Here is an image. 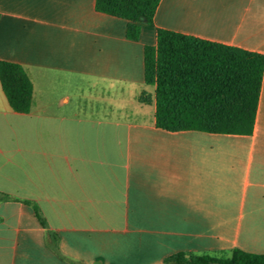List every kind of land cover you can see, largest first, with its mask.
Returning a JSON list of instances; mask_svg holds the SVG:
<instances>
[{"label":"crops","instance_id":"0c3cea01","mask_svg":"<svg viewBox=\"0 0 264 264\" xmlns=\"http://www.w3.org/2000/svg\"><path fill=\"white\" fill-rule=\"evenodd\" d=\"M126 26L95 0H0V60L33 83L28 112L0 83V264L264 253V71L251 134L169 131L139 101L157 28L264 54V0H160Z\"/></svg>","mask_w":264,"mask_h":264},{"label":"trees","instance_id":"16d2710c","mask_svg":"<svg viewBox=\"0 0 264 264\" xmlns=\"http://www.w3.org/2000/svg\"><path fill=\"white\" fill-rule=\"evenodd\" d=\"M159 2L95 0V9L125 18L126 36L137 40L141 22L153 24ZM263 71V53L157 28L156 43L144 46V81L154 90L152 97L141 92L139 101L153 102L155 125L169 131L251 134ZM0 83L15 111L30 110L33 83L21 64L0 60ZM8 198L10 195L0 192V200ZM26 202L45 224L38 205ZM49 237L53 244L58 243L55 232L49 231ZM163 264H264V253L238 247L225 255L177 251L164 257Z\"/></svg>","mask_w":264,"mask_h":264}]
</instances>
